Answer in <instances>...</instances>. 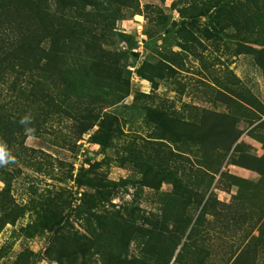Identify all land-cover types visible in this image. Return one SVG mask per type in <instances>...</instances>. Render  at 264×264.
<instances>
[{
	"label": "rangeland",
	"instance_id": "374dc122",
	"mask_svg": "<svg viewBox=\"0 0 264 264\" xmlns=\"http://www.w3.org/2000/svg\"><path fill=\"white\" fill-rule=\"evenodd\" d=\"M0 27L48 62L0 110V264H264V0H0Z\"/></svg>",
	"mask_w": 264,
	"mask_h": 264
},
{
	"label": "trees",
	"instance_id": "16d2710c",
	"mask_svg": "<svg viewBox=\"0 0 264 264\" xmlns=\"http://www.w3.org/2000/svg\"><path fill=\"white\" fill-rule=\"evenodd\" d=\"M43 14L45 13L43 12ZM49 16L53 18V15ZM49 30L51 28L43 27L40 29L39 34L44 35L49 33ZM32 35L33 31L30 27H18V37L16 39L8 40L7 37V39H4L0 36V80L3 86L0 96V110L3 113H6L8 107L16 106L18 107L15 111L16 115L24 116L29 113L27 109L35 105L33 98L36 95L41 96L36 97L40 103L43 102L42 90L39 89L40 93L35 92L36 85L32 83L31 71H45L48 62L46 58L32 57L30 52L37 49L45 53L47 49L43 46V41L34 43L30 38ZM139 75L144 77L140 71ZM17 132V130H12V134Z\"/></svg>",
	"mask_w": 264,
	"mask_h": 264
},
{
	"label": "clouds",
	"instance_id": "9594fccd",
	"mask_svg": "<svg viewBox=\"0 0 264 264\" xmlns=\"http://www.w3.org/2000/svg\"><path fill=\"white\" fill-rule=\"evenodd\" d=\"M10 159L11 157L8 155V153L5 152L2 148H0V164H6Z\"/></svg>",
	"mask_w": 264,
	"mask_h": 264
}]
</instances>
